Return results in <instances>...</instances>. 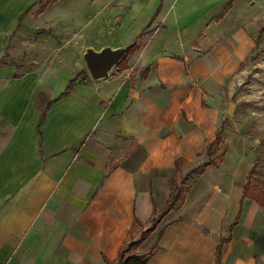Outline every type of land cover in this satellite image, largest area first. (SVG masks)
<instances>
[{"label":"crops","instance_id":"0c3cea01","mask_svg":"<svg viewBox=\"0 0 264 264\" xmlns=\"http://www.w3.org/2000/svg\"><path fill=\"white\" fill-rule=\"evenodd\" d=\"M37 1L0 0V59L10 35L24 28L20 17L39 6ZM58 2L37 11L44 16ZM177 2L166 10L160 1L152 30L139 42L141 29L125 32L126 17L138 10L130 0H90L94 10L87 7L83 26L91 30L79 44L100 49L135 38L142 46L129 55L126 69L117 66L102 80L90 75L64 96L77 74L71 67L41 64V56L26 58L32 60L28 68L10 61L0 66V264L116 260L135 219L149 222L154 205L166 203L176 160H185L186 172L206 155L219 131L215 92L254 40L228 1L206 19L212 31L199 30L191 45L165 48L169 33L179 29L182 35L201 19ZM7 18L16 19L15 25L9 27ZM237 29L233 34L249 41V49L237 56L231 48L228 68L217 58V73L206 72L201 57L228 38L226 31ZM161 33L165 38L159 40ZM55 57L60 63L62 55ZM238 156L227 150L218 166L189 177L186 199L161 222L163 233L147 264H216L222 238L227 240L221 264H264V205L244 196L254 164ZM157 234L149 236L145 249Z\"/></svg>","mask_w":264,"mask_h":264},{"label":"rangeland","instance_id":"374dc122","mask_svg":"<svg viewBox=\"0 0 264 264\" xmlns=\"http://www.w3.org/2000/svg\"><path fill=\"white\" fill-rule=\"evenodd\" d=\"M87 1L90 0H59L57 5H54L51 11L44 16H41L37 11L40 4L33 8L20 21V26H24V28L20 31L14 29V33L10 35V44L3 58L8 62L22 64L28 68L32 64V60L26 58L41 56V64L44 65L52 62L62 64L73 68L75 73L82 69L87 70L88 67L83 57L86 46L78 43L81 41L80 38L91 30V26L88 28L83 26L88 21V12L86 11L89 3ZM160 1L130 0L132 9L138 10L135 14L130 12L126 17L125 32H127V36L137 29L143 30L149 24L152 25L150 22L156 17ZM171 1L165 0L166 10ZM210 1L205 5V0H178L177 6L191 9L189 16L199 14L198 18L201 17V19L196 24L189 23L185 29L181 30L182 35L179 29L169 33L167 36L170 39L165 48H176L183 43L191 45L190 42L193 40L194 34L197 35L199 30H213L210 26L206 27V19L209 15L215 14L222 4L224 6L228 1L233 3L234 15L237 17V21L241 20V27L251 35L254 45L250 53L240 61L233 76L220 90L217 89L215 92L214 104L219 105L221 110L218 131L221 142L216 146V150L220 152L227 147L232 154L239 155L238 158L242 157L253 163L256 170L262 173V175L254 176V189L258 196L264 197V0H224L222 3L219 0ZM93 6L95 7V5ZM174 6L175 1L172 7ZM92 9V6L88 7V10ZM14 20L16 19H6L7 22H10L9 27L15 25ZM69 21L72 26H75L72 30L68 28ZM98 22L95 20L94 24L97 25ZM72 31L77 34L74 35V38ZM235 32L238 33L239 29L233 30L231 34L226 31L223 37L228 38L222 39L217 46L209 49L201 57L202 67L206 72L210 70L217 73L219 69L217 58L223 66L222 69L228 68L230 62L227 54L231 48L234 49L233 53L237 56H241L249 49V41L246 42L240 35H234ZM79 33L82 35L80 36ZM148 33L149 31H146L138 41L143 40V37ZM164 36L165 34L161 33L157 39L162 40L165 38ZM138 46L140 47L142 44H138ZM222 47H225L226 50L221 51ZM56 55H62L60 63L54 59L57 58ZM116 68L117 66L111 72ZM231 102L236 103V108L234 114L229 116L226 112ZM207 160L208 155L206 154L197 163L189 164L186 167L188 169ZM240 166L245 167V164H240ZM190 183L191 179L188 178L184 183L185 189L189 188Z\"/></svg>","mask_w":264,"mask_h":264},{"label":"trees","instance_id":"16d2710c","mask_svg":"<svg viewBox=\"0 0 264 264\" xmlns=\"http://www.w3.org/2000/svg\"><path fill=\"white\" fill-rule=\"evenodd\" d=\"M54 1L56 0H38L36 4H40L39 13L45 11L49 6V4H51ZM23 16L20 17L18 26L20 25V21L22 20ZM150 23H152V21ZM150 27L151 24L145 27L139 34V37L144 35L146 31H151L152 29H150ZM138 47L139 46L136 43L130 48L127 56L117 65L119 69H126L128 67V57L130 54L134 53L138 49ZM1 65H9V62L6 61L4 58H1L0 66ZM89 76L90 73L86 69L77 73L76 76L70 80L66 90L62 93V96L68 94L75 87V85L81 81V79H84ZM48 110L49 108H47L43 112L41 122L44 120ZM220 142H221V138H220V133L218 132L217 138L214 141L210 142L206 148V154L208 155V160L196 166L190 167L186 172H184V168L186 164L185 160H183L182 158L176 160L175 173L171 179V191L166 203L162 208H158L156 205H154V213L151 219L149 220V222L142 223L140 220L135 219L133 228L130 231V234L127 237L126 241L121 246L116 260L111 261L106 258L107 264H147L148 263V259L153 254L155 249L158 247L159 239L163 233V228H159V225L171 211L179 209L183 205L186 199L187 189H185L184 187V183L186 182V180L192 174L203 173L209 165L218 166L220 160L221 161L223 160L228 148L225 147L223 148L222 151L217 152L216 146L220 144ZM114 165L111 167V170L115 167ZM255 175H262V173L256 170V168L253 166L248 176V181L245 187L244 196L253 197L264 205V197L258 196V194L254 189L253 178ZM157 230H158V234L155 242L149 248L145 249L144 243L148 240L149 236ZM226 240H227L226 238H222L217 246L216 264H221V250L223 243Z\"/></svg>","mask_w":264,"mask_h":264},{"label":"water","instance_id":"95a60500","mask_svg":"<svg viewBox=\"0 0 264 264\" xmlns=\"http://www.w3.org/2000/svg\"><path fill=\"white\" fill-rule=\"evenodd\" d=\"M136 43L137 39H134L133 42L124 46L105 45L100 49L93 46L86 47L83 57L91 77L95 80L108 78L114 67L127 56L130 48ZM134 97H138V92L134 94ZM235 108L236 103L231 102L226 112L227 115L232 116Z\"/></svg>","mask_w":264,"mask_h":264}]
</instances>
